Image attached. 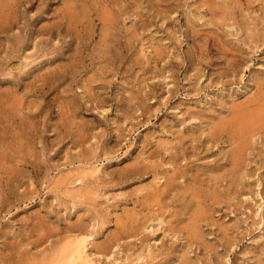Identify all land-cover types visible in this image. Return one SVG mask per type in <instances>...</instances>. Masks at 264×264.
Here are the masks:
<instances>
[{
	"label": "rangeland",
	"instance_id": "1",
	"mask_svg": "<svg viewBox=\"0 0 264 264\" xmlns=\"http://www.w3.org/2000/svg\"><path fill=\"white\" fill-rule=\"evenodd\" d=\"M82 238L264 264V0H0V264Z\"/></svg>",
	"mask_w": 264,
	"mask_h": 264
},
{
	"label": "bare ground",
	"instance_id": "2",
	"mask_svg": "<svg viewBox=\"0 0 264 264\" xmlns=\"http://www.w3.org/2000/svg\"><path fill=\"white\" fill-rule=\"evenodd\" d=\"M87 9V8H86ZM111 12V11H110ZM112 23V22H111ZM111 25V24H110ZM113 25V24H112ZM108 27V26H107ZM109 30V29H108ZM113 45V43H112ZM263 107V106H262ZM244 115L246 116V114L244 113ZM238 116V115H237ZM255 116V115H254ZM258 116V115H256ZM241 118H244V116H239V118L237 117V120L235 122V124H237L239 122V120ZM246 118V117H245ZM255 119V118H254ZM252 122V121H251ZM245 126H243L242 128H246L248 129V123H244ZM237 126V125H235ZM250 126V125H249ZM241 130V129H240ZM244 132V131H243ZM87 151V150H86ZM19 160V159H18ZM133 165V164H132ZM172 180V179H171ZM169 182V181H168ZM172 182V181H171ZM172 185V184H171ZM171 187V186H170ZM169 189V187H167ZM159 191V190H158ZM190 205V204H189ZM195 219V218H194ZM195 221V220H194ZM200 221V220H199ZM154 230V229H153ZM61 240V239H60ZM86 239H77L74 241H68L67 243H65V245L63 246L64 251L61 255L60 260H63L65 262V264H90V261L87 259L88 257H85V253H84V249H86ZM100 251H103V249L100 247L99 248ZM59 260V261H60ZM58 261V262H59ZM60 263V262H59ZM28 264V263H27ZM127 264V263H126Z\"/></svg>",
	"mask_w": 264,
	"mask_h": 264
}]
</instances>
